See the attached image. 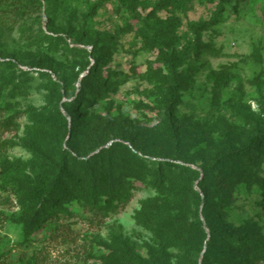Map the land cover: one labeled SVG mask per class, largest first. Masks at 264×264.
<instances>
[{"label":"rangeland","instance_id":"obj_1","mask_svg":"<svg viewBox=\"0 0 264 264\" xmlns=\"http://www.w3.org/2000/svg\"><path fill=\"white\" fill-rule=\"evenodd\" d=\"M154 36L179 39V66ZM0 55V264H264V138L238 155L264 129V0H0ZM89 66L101 90L71 107ZM62 154L82 193L33 223L26 196ZM220 154L223 175L199 168Z\"/></svg>","mask_w":264,"mask_h":264},{"label":"trees","instance_id":"obj_2","mask_svg":"<svg viewBox=\"0 0 264 264\" xmlns=\"http://www.w3.org/2000/svg\"><path fill=\"white\" fill-rule=\"evenodd\" d=\"M222 1V0H221ZM224 1V0H223ZM191 29L193 30L194 33H196L197 28L199 27V25L197 24H191L190 25ZM152 39L155 40V42L158 45V48L164 53V62L166 64L167 67L172 68L174 66H179L182 62V60L180 59V57H178L176 51L179 45V39L176 36H163V37H157L154 36L152 37ZM194 41V40H193ZM188 45L187 46H192L193 43L191 42H187ZM1 56V55H0ZM7 63H10V61L8 59H5ZM47 62V58L43 57L41 59L36 60L35 64L39 67H43L44 64H46ZM80 82V89L78 90V93L76 94L77 96L75 97V101H73V103L71 104V107H76L79 106V103H83L84 101H91L90 97H94L96 96L100 90H101V83L98 80V76L97 74H95L94 69L89 66L87 73L81 76V79L79 80ZM86 92V93H85ZM65 108V114H61L60 113V118L62 120V122L64 124H66L67 120L66 117L70 116V111H69V107L66 106ZM166 115L169 117L170 116V112L169 110L166 111ZM171 118V117H170ZM70 125H71V129H75L76 127V120L71 119L70 120ZM169 130H170V137L173 140V145L175 147V152L178 151V146H179V140H178V135L176 132L175 127H173L172 125L169 124ZM75 131H73L74 133ZM260 137H258L257 139H250L248 142H246L244 144V146L242 147L241 151L238 153V155L242 152V150H248L250 148H252L253 146H257L260 143V140L264 138V129H262L260 131L259 134ZM237 155H234L233 158H235ZM178 157V156H177ZM225 157V154H220L219 156H217L215 159H213L210 162H205L203 164H201L199 166V168L201 170H218L220 173L222 172L223 169H225V165H223V163H221V160ZM245 162H247V160H245ZM244 161H241L237 164L238 166V176L239 177H248L251 175L252 173V167L249 164H246ZM158 166H167L170 169H176L179 172H183V171H190L191 168L187 167L183 164H179L176 163L174 161H170V160H165L162 162V165ZM69 162L68 159L66 157L65 154L61 155L60 158V163L57 165V173H55L54 175H50V176H39L37 178V180L33 183L31 190L28 192L27 196H26V200L31 203L32 205H36L37 203L42 207V209L36 211L35 216L32 218V222L35 223L37 220L41 221V220H52L53 216L55 215V208L57 206L56 202L59 201H64L66 200L71 192V188L78 190L79 192L82 193L80 184L78 183V181L74 182L73 180L75 179L74 174L69 170ZM219 164V165H218ZM11 165L10 163H8L7 166ZM218 165V166H217ZM87 169L92 170V166L90 164H87L85 166ZM220 169V170H219ZM221 175H223V173H221ZM68 179L69 183L66 182L65 180ZM205 177H202L198 184L203 183ZM73 181V185L71 184V182ZM95 183L99 185L98 189H90V194H84L86 196L87 199L92 198L93 203L98 202V200H101V197L98 195L97 192H99V189L112 185V181H111V174L108 171L105 170H100L97 173V176L95 177ZM94 183V184H95ZM93 188V187H92ZM84 190V187H83ZM203 195L202 196H197L198 198V202L201 205V210H202V215L204 216V218L206 219V215L208 213V206L210 204V200L208 198V193L205 189H203ZM117 192V190L115 191H110L108 192V195H106V197L103 199L104 203L106 202V204H111V201L114 199V197H116L115 193ZM97 194V196H95ZM91 200V199H90ZM45 208H52L51 211L46 210ZM207 226H208V222ZM66 226V227H65ZM61 232H64L65 235L70 234V239L71 241H76V231H73V229L67 224L64 225V228H62ZM81 246L84 247L85 252H87V254L89 255V252L87 250V247L84 245V243H81ZM47 253H45V251H43L42 249L39 252V256L35 257L33 261H28L27 264H42L46 258H47ZM243 254V253H242ZM263 254V250L261 247H256L253 252H247L246 254H244V257L247 260L253 259L257 256H262ZM87 255V256H88ZM209 255H211V251L206 249L205 252L203 253V257L206 258ZM79 256V255H77ZM203 258V259H204ZM243 259V258H242ZM262 260H264V258L262 257Z\"/></svg>","mask_w":264,"mask_h":264}]
</instances>
